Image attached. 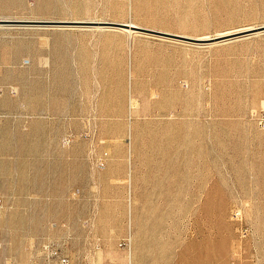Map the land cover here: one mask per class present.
<instances>
[{"label":"rangeland","instance_id":"obj_1","mask_svg":"<svg viewBox=\"0 0 264 264\" xmlns=\"http://www.w3.org/2000/svg\"><path fill=\"white\" fill-rule=\"evenodd\" d=\"M99 3L125 17L119 1L0 0V19L76 21ZM50 24L0 27V264H52L49 243L76 264H264V32L149 35L130 73L81 47L89 27ZM107 176L126 193L115 229L97 196L80 202Z\"/></svg>","mask_w":264,"mask_h":264},{"label":"crops","instance_id":"obj_2","mask_svg":"<svg viewBox=\"0 0 264 264\" xmlns=\"http://www.w3.org/2000/svg\"><path fill=\"white\" fill-rule=\"evenodd\" d=\"M123 3L125 17L115 18L112 14H101L102 5L96 12L74 20L110 21L115 23L134 22L135 26L161 33L182 35L201 41L196 37L204 35H218L220 33L246 26H264V11L257 5L258 0H102ZM264 1V0H263ZM226 2V4H225ZM112 12V10H111ZM130 24V25H134ZM92 28V29H90ZM97 27L84 29L80 34L81 47L92 52L98 49L108 52L111 57L127 58L130 61L129 71L132 70L133 58L150 56L148 50L156 39L150 33L120 31L121 28H112L113 32L86 33ZM105 30V29H104ZM147 34V35H145ZM155 36V35H154ZM155 38H162L157 36ZM178 39V38H177ZM159 42V41H156ZM176 42V41H175ZM100 53V52H99ZM136 72V70H135ZM69 135H66L67 137ZM119 179L112 176L102 178L99 182V191L95 193L92 179H87L83 186V195L80 202L85 203L87 211L92 207V198L97 196L98 225L102 228L115 229V221L119 217L121 207L119 202L126 201V193L119 194L114 189L120 184ZM129 184L128 201H133L132 179ZM96 185V184H95ZM125 214V208L123 209ZM129 217V205H128ZM80 225V223H79ZM74 264H76L73 261ZM104 263V262H103ZM105 264H109L108 262Z\"/></svg>","mask_w":264,"mask_h":264},{"label":"water","instance_id":"obj_3","mask_svg":"<svg viewBox=\"0 0 264 264\" xmlns=\"http://www.w3.org/2000/svg\"><path fill=\"white\" fill-rule=\"evenodd\" d=\"M52 24H58L60 23L61 25H68V26H80V27H104V28H131L134 31H139L143 33H150L154 35H160L163 37H172V38H178L181 40L185 41H190V42H195L198 41L193 38L189 37H184L182 35H172L169 33H161L157 31H153L151 29H145L142 27H138L135 25H130L128 23H115V22H110V21H85V20H76V21H50V20H30V19H0V25H5V26H36V25H51ZM258 32H264V26H257L254 27L253 29H250L248 31H242V32H236V33H231L230 35H221V36H216L212 37V39H209V41L217 40V41H224V40H229L233 39L236 37H240L243 35H249V34H255Z\"/></svg>","mask_w":264,"mask_h":264},{"label":"built area","instance_id":"obj_4","mask_svg":"<svg viewBox=\"0 0 264 264\" xmlns=\"http://www.w3.org/2000/svg\"><path fill=\"white\" fill-rule=\"evenodd\" d=\"M180 84L183 88H187L189 86V83L186 80H181ZM255 119L257 124L262 129H264V109L255 115ZM90 135L91 134L89 132H85V136H90ZM71 141H72L71 135L65 137L64 139L65 144H70ZM104 165H105L104 157L99 158V160H97V166L102 168ZM3 208H4V202H3V198L0 195V214ZM239 215L240 213L237 212L236 216L239 217ZM248 233H249V228L247 226H242L241 228L242 236H246ZM122 244L125 245L124 243ZM45 249L47 250L48 258L52 261V264H74L72 258L69 255L62 253L58 247H55L54 245L49 243L45 245Z\"/></svg>","mask_w":264,"mask_h":264},{"label":"bare ground","instance_id":"obj_5","mask_svg":"<svg viewBox=\"0 0 264 264\" xmlns=\"http://www.w3.org/2000/svg\"><path fill=\"white\" fill-rule=\"evenodd\" d=\"M0 27H14V26H5V25H0ZM99 26H97L98 28ZM101 28H104V27H101ZM121 29H126V31H128L129 33H133V32H137V31H134L132 30L131 28H121ZM253 29V28H252ZM250 30V29H248ZM248 30H244V31H248ZM259 33V32H258ZM155 36H158V35H155ZM160 36V35H159ZM162 38H166V39H171V40H177V41H183V42H190V41H185V40H181V39H177V38H172V37H163L161 36ZM225 41V40H224ZM217 42V41H216ZM192 43V42H191Z\"/></svg>","mask_w":264,"mask_h":264}]
</instances>
